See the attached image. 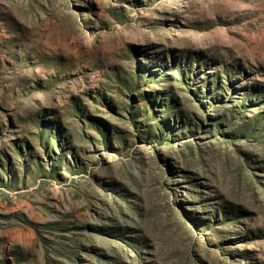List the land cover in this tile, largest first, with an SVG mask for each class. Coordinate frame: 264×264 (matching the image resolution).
Returning <instances> with one entry per match:
<instances>
[{
    "label": "rangeland",
    "instance_id": "rangeland-1",
    "mask_svg": "<svg viewBox=\"0 0 264 264\" xmlns=\"http://www.w3.org/2000/svg\"><path fill=\"white\" fill-rule=\"evenodd\" d=\"M0 264H264V0H0Z\"/></svg>",
    "mask_w": 264,
    "mask_h": 264
}]
</instances>
